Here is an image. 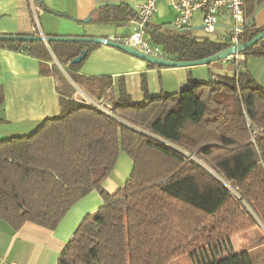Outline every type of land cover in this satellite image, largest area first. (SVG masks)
Returning <instances> with one entry per match:
<instances>
[{
	"label": "trees",
	"instance_id": "16d2710c",
	"mask_svg": "<svg viewBox=\"0 0 264 264\" xmlns=\"http://www.w3.org/2000/svg\"><path fill=\"white\" fill-rule=\"evenodd\" d=\"M31 2L39 14V0ZM136 18L127 6H107L83 23ZM166 27L148 25V31L170 61H203L229 47L226 33L214 38ZM244 30L243 45L264 32L253 14ZM40 36L36 29L32 37ZM98 47L0 42V49L41 62L42 73L57 81L60 103L57 118L0 141V221L14 231L27 223L55 230L96 191L104 205L84 218L58 264H171L182 256L192 264H252L248 254H235L232 239L264 228V88L248 70H235L151 97L143 78L145 100L134 103L124 87L115 97L112 77H86L80 74L85 60L73 64ZM241 55L264 58V39ZM72 83L97 105L107 100L109 109L74 99ZM3 100L0 89V107ZM123 153L133 170L110 195L103 185ZM197 177L205 179L203 187Z\"/></svg>",
	"mask_w": 264,
	"mask_h": 264
},
{
	"label": "crops",
	"instance_id": "0c3cea01",
	"mask_svg": "<svg viewBox=\"0 0 264 264\" xmlns=\"http://www.w3.org/2000/svg\"><path fill=\"white\" fill-rule=\"evenodd\" d=\"M264 0H245L246 20L254 15L258 28H264ZM39 30L45 37L97 38L123 41L132 33L125 21L83 23L100 7L127 6L136 14L145 0H39ZM121 11V10H120ZM175 11L170 0H158V12L150 26L172 23ZM195 25L193 26L194 30ZM34 12L29 0H0V35L33 36ZM241 64L254 80L264 88V58H242ZM239 61V62H240ZM239 62L236 64L239 66ZM224 63V62H223ZM115 48L99 45L83 62L80 74L86 77L113 79V92L118 98L124 87L134 103H142V89L146 79L151 97L173 95L185 90L190 80L207 83L210 75H217L211 65L201 68H158ZM208 66V67H207ZM200 70L204 74H199ZM239 70V69H238ZM0 89L3 104L0 107V141L29 135L37 126L60 115L59 94L55 77L42 73L41 62L23 53L0 49ZM134 162L121 154L113 174L103 188L117 193L128 181ZM104 205L101 195L94 191L75 204L55 230H47L27 223L14 231L0 221V264H58L59 258L76 230L90 214Z\"/></svg>",
	"mask_w": 264,
	"mask_h": 264
},
{
	"label": "built area",
	"instance_id": "2783aa9c",
	"mask_svg": "<svg viewBox=\"0 0 264 264\" xmlns=\"http://www.w3.org/2000/svg\"><path fill=\"white\" fill-rule=\"evenodd\" d=\"M175 11V20L173 28L176 31L192 29L196 24V19L200 18V27L206 36H214L218 34L220 27L225 28L229 47L225 50L235 48L237 53L224 58V62H232L237 64L240 59L244 58L241 53L243 51V36L246 25L245 0H170ZM31 7L34 12V24L39 31V14H37L33 3ZM158 12V0H145V2L137 8L136 19L128 20L132 27V33L123 41L110 39L112 41L122 43L139 53L155 59L167 60V56L162 47L155 44L148 31V25L151 24L155 14ZM227 22L231 23L230 27H225ZM41 36H44L40 33ZM95 106L105 110L101 105ZM106 111V110H105ZM18 264V263H11Z\"/></svg>",
	"mask_w": 264,
	"mask_h": 264
},
{
	"label": "rangeland",
	"instance_id": "374dc122",
	"mask_svg": "<svg viewBox=\"0 0 264 264\" xmlns=\"http://www.w3.org/2000/svg\"><path fill=\"white\" fill-rule=\"evenodd\" d=\"M167 24L165 29L168 32H175L176 30L173 28V24L171 23H165ZM162 26V25H161ZM231 23L227 22V25L225 27H230ZM200 27V18L198 17L196 19V24L194 27L195 34L199 36H205L204 32L202 30H199ZM225 33V28L220 27L218 29V34L214 35L212 37L216 38L217 36H221ZM223 60H217L216 62H213L211 65L214 72H216L217 76H222L224 74H231L235 70H240L241 72L245 71L244 66L241 64V61L239 62V66L237 67L236 64L232 62H224ZM58 65V64H57ZM59 67V65H58ZM206 66H197L195 68H201ZM208 67V66H207ZM203 69V68H201ZM247 70V69H246ZM63 71V70H62ZM65 74V72L63 71ZM199 74H204L203 70H200ZM67 77V75L65 74ZM68 78V77H67ZM72 86L74 87L76 94L74 95V99L81 100L85 103H95L89 95L81 88L76 86L72 83ZM102 108L109 109V103L107 100L102 102L101 104ZM190 147H194L192 144H188ZM185 155H187L190 159H194V156H190L188 153L184 152ZM196 181L199 183L201 187H203L206 184V181L203 177H197ZM234 194L236 192L231 189ZM234 251L236 255H243L248 254L252 264H264V228L262 225L259 227L253 228L247 232L239 233L232 239ZM171 264H192V262L189 260L188 256H182L180 258H177L174 260Z\"/></svg>",
	"mask_w": 264,
	"mask_h": 264
},
{
	"label": "water",
	"instance_id": "95a60500",
	"mask_svg": "<svg viewBox=\"0 0 264 264\" xmlns=\"http://www.w3.org/2000/svg\"><path fill=\"white\" fill-rule=\"evenodd\" d=\"M199 30H202V27H199ZM264 39V32L259 34L257 37H255L251 42L244 44L241 46L243 48V51H246L250 49L252 46H254L256 43H258L260 40ZM0 42L1 43H14V42H20V43H29V42H43L46 45H49L50 43L57 42V43H91V44H97V45H103L111 48H115L117 50H120L124 53H127L135 58L141 59L145 62H147L150 65L162 67V68H190V67H197L202 65H209L217 60H223L224 58H227L229 56H232L237 53V50L235 48L224 51L220 54H217L211 59L198 61V62H175V61H167L162 59H155L148 57L146 55H143L139 53L138 51L115 41H112L110 39H97V38H90V39H83V38H53V37H20V36H2L0 35ZM87 57V52L83 51L79 57H77L73 64H80L82 63Z\"/></svg>",
	"mask_w": 264,
	"mask_h": 264
}]
</instances>
